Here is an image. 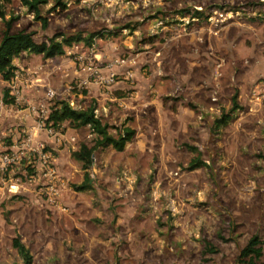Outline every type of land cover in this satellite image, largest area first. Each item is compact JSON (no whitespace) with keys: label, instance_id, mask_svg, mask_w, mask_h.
Segmentation results:
<instances>
[{"label":"rangeland","instance_id":"obj_1","mask_svg":"<svg viewBox=\"0 0 264 264\" xmlns=\"http://www.w3.org/2000/svg\"><path fill=\"white\" fill-rule=\"evenodd\" d=\"M0 10L35 42L93 34L52 58L17 56L18 103L0 76V151L31 131L27 104L39 102L92 105L110 135L133 132L120 151L95 148L86 168L70 154L92 144L88 126L63 121L40 139L53 201L40 160L12 164L4 179L17 191L0 183V264H23L14 237L30 264H239L251 235L264 241V0H47L44 28L20 0ZM87 65L113 81H94Z\"/></svg>","mask_w":264,"mask_h":264},{"label":"trees","instance_id":"obj_2","mask_svg":"<svg viewBox=\"0 0 264 264\" xmlns=\"http://www.w3.org/2000/svg\"><path fill=\"white\" fill-rule=\"evenodd\" d=\"M0 1V5L9 2V0ZM46 2L47 0H20V3L26 7L27 11L32 13L33 18L40 22L42 28L45 27L46 20L40 15V6ZM55 5L63 7L64 4L56 2ZM0 18L3 23V29L0 32V76L5 81L12 80L14 65L11 61L21 52L41 54L44 58H52L62 55L64 53L63 47L70 46L72 42L83 41L86 46L90 45L93 37L92 33L86 37H81L78 34L70 36L53 34L46 41L35 42L30 32L24 30L11 31V24L15 20L14 16L9 15L8 18H4V14L0 10ZM57 36H60L59 40H56ZM227 118L226 114L215 118L213 121L214 126L218 127L226 123ZM63 121H67L72 128L88 126L95 135L90 146L82 143L77 150L72 151L70 154L73 159L81 162L82 168H86L89 165L91 153L95 148L110 146L114 150L120 151L133 133L130 129H124L122 132L117 133L116 136H112L107 132V124L94 116L92 105L82 109H74L66 101L57 100L50 107L45 124L53 129L58 127ZM190 161L195 167L202 164L198 157H194ZM84 185L79 186V188L85 187ZM11 245L21 257L22 263L30 264L31 256L17 237L12 238ZM203 251L215 252L216 248L207 240H203ZM237 262L239 264H264V241L255 234L251 235L240 248Z\"/></svg>","mask_w":264,"mask_h":264},{"label":"built area","instance_id":"obj_3","mask_svg":"<svg viewBox=\"0 0 264 264\" xmlns=\"http://www.w3.org/2000/svg\"><path fill=\"white\" fill-rule=\"evenodd\" d=\"M77 59L80 60V56L77 57ZM124 60H115V63H123ZM112 65L110 62L107 64V67L109 68ZM88 77H93V80L99 83L103 84H109L113 81V73L108 72L106 77H102L99 74V71L97 68H95L92 65H87L85 67ZM19 72H14L13 79L11 80V85L9 87V94L13 97V101L15 103H18L22 100L21 98V92L17 89V84L15 83L18 79ZM14 81V82H13ZM13 82V83H12ZM82 86L86 85L87 79H84L82 82ZM257 87V86H255ZM55 93L51 88H48L45 90V98H50L54 96ZM68 105L72 108L73 105L71 102H67ZM76 109V108H74ZM93 110V114H94ZM27 112L28 115H31L34 119V126H32V130L28 131L25 136L20 139L17 143H13L9 149L0 151V183L5 185L7 183V191L10 193H15L18 189V185L16 183H12L10 180L5 181L4 174L7 172L8 168L14 163H16L20 158H28L30 156H35V159L38 161L40 160V164H42L44 167L41 171L42 177L45 181L44 183V191L46 196H48L49 201H53L52 196L55 195L54 192V184H55V171L52 167L48 165L51 160V156L48 151H43V144L41 141L35 140V135L37 132L42 131L46 135L50 136L53 134V129L50 126H47L45 124V120L47 118L49 109L44 103H37V104H27ZM95 116V114H94ZM34 163V162H33ZM38 170H41L40 168H37V166H34ZM41 167V165H40ZM29 179H33L32 175H28ZM6 187V186H5Z\"/></svg>","mask_w":264,"mask_h":264},{"label":"crops","instance_id":"obj_4","mask_svg":"<svg viewBox=\"0 0 264 264\" xmlns=\"http://www.w3.org/2000/svg\"><path fill=\"white\" fill-rule=\"evenodd\" d=\"M25 56V53L24 52H21V53H19V55H18V57H22V56ZM18 57H15L13 60H12V64L13 65H17L18 66V64L15 62L17 59H18ZM18 60H20V62H22V59H18ZM46 60H48V59H44L43 60V62L44 61H46ZM23 63V62H22ZM26 79H28V78H26ZM25 84V81H23V79H19L18 80V84ZM23 90V89H22ZM30 91L28 90V89H25V90H23L22 91V94L23 93H25V96H27V98H29V99H33L32 98V94H30L29 93ZM34 97V96H33ZM22 121V120H21ZM20 124H22V125H24V127H28L29 126V122H26V121H22ZM52 138V136H48V135H46L45 133H43L42 131L41 132H39L38 134H37V137L35 138V140H37V141H40V139H42L43 141H47V140H50ZM14 140V139H13Z\"/></svg>","mask_w":264,"mask_h":264}]
</instances>
